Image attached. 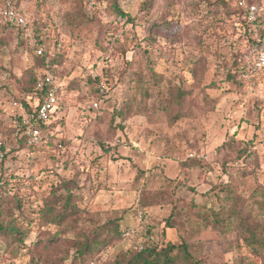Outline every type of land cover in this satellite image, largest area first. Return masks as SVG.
Masks as SVG:
<instances>
[{"label":"rangeland","instance_id":"374dc122","mask_svg":"<svg viewBox=\"0 0 264 264\" xmlns=\"http://www.w3.org/2000/svg\"><path fill=\"white\" fill-rule=\"evenodd\" d=\"M18 1L33 32L25 41L0 23V184L33 220L27 245L58 231L41 212L68 188L77 209L67 237L109 219L136 231L92 261L185 240L203 264H253L239 234L195 223L238 207L264 224V69L255 66L264 0H104L93 11L80 0ZM37 35L64 91L47 142L29 148L17 123L47 68ZM97 77L106 94L89 111ZM177 91L189 94L176 114ZM35 262L0 241V264Z\"/></svg>","mask_w":264,"mask_h":264},{"label":"trees","instance_id":"16d2710c","mask_svg":"<svg viewBox=\"0 0 264 264\" xmlns=\"http://www.w3.org/2000/svg\"><path fill=\"white\" fill-rule=\"evenodd\" d=\"M84 7L88 10H98V5L89 8L82 0H80ZM104 0H101L103 2ZM115 2L117 0H114ZM8 2H11L18 13L26 18V13L22 9L18 0H7L3 2L0 0V9L3 8ZM100 2V3H101ZM122 16L124 14L120 12ZM0 23L5 31H15L17 35L21 36L23 40H27L30 33L33 31V25L28 20L25 26L11 27L6 23L0 15ZM38 32V31H36ZM264 34V33H263ZM38 46L36 50L43 48L44 41L40 35H37ZM50 53L43 51V55L38 61L39 66L47 68L53 67L51 61L47 62ZM45 68V69H47ZM44 69V70H45ZM57 78L63 82L62 77L55 72ZM41 77H36L33 80L32 90L35 96V105L31 108L25 106L27 111H33L39 105L45 90L37 88L38 82ZM107 81V80H106ZM102 77L94 79L97 85L96 98L91 101H101L105 96V92L101 93L103 83ZM68 86L65 87L67 90ZM187 92L177 91L172 95V103L174 106V113L181 112L183 99L188 96ZM183 114V112H182ZM169 117L171 113H169ZM180 115H176L172 120L177 119ZM49 127L44 126L42 133L44 140L46 139ZM19 136V135H18ZM19 142L26 147H33L28 145L27 137L20 134ZM18 137V138H19ZM45 142H47L45 140ZM1 143V142H0ZM59 145V144H58ZM57 145V147H58ZM2 146L4 147L3 143ZM249 149L244 148L238 152L237 158H243L248 154ZM248 156V155H247ZM68 193L62 200L54 198L47 199L44 203L41 212V219L43 225L56 224L58 231L52 233L50 231H37L34 241L30 245L27 242L31 239L33 220L23 217L24 208L20 199L15 200L9 191H4L0 196V241L6 245L7 248H12L19 245V249L30 256L31 261H36L35 264H56L51 261H67L71 259V264H101L100 261L94 260L97 254H100L108 246L117 241L126 240L124 233L126 229H121L118 219H109L107 222L98 224L95 223L94 227L89 231H75L74 237H67L72 231L69 223L71 222L74 212L77 209L74 200L75 197L66 188ZM235 205L238 206V200H235ZM19 211V212H18ZM145 218V217H143ZM198 228L219 230L221 233L236 232L243 238V242L249 251L246 261L254 262L260 261L264 264V224L254 219L250 214H244L238 207L219 211H209L201 214L199 219L196 220ZM150 232V231H149ZM246 234V235H244ZM203 260H198L191 252L190 245L184 240L179 244L168 243L164 247L152 246L145 244L142 249L128 250L120 252L114 261V264H203Z\"/></svg>","mask_w":264,"mask_h":264},{"label":"built area","instance_id":"2783aa9c","mask_svg":"<svg viewBox=\"0 0 264 264\" xmlns=\"http://www.w3.org/2000/svg\"><path fill=\"white\" fill-rule=\"evenodd\" d=\"M89 8L99 5L101 0H82ZM2 19L11 27H19L26 25L25 17L21 16L11 2H8L0 9ZM260 51L258 52L255 66L264 69V38L258 39ZM43 48L37 50L39 55H43ZM49 62V59H47ZM37 88L45 90L39 105L33 111H24L17 123V131L27 137V143L30 146L44 144L45 140L42 133L44 126H49L54 119L56 110L61 102V96L64 91V84L61 82L54 70L47 68L43 71L42 78L37 84ZM105 92V87L102 85L101 93ZM101 101H91L89 103V111H97L100 108ZM59 149H63V145H58ZM7 151L0 143V167L6 158ZM0 184V196L4 193ZM136 233L135 229H128L124 236L128 237ZM143 248L141 244L140 249ZM93 264V263H91Z\"/></svg>","mask_w":264,"mask_h":264},{"label":"crops","instance_id":"0c3cea01","mask_svg":"<svg viewBox=\"0 0 264 264\" xmlns=\"http://www.w3.org/2000/svg\"><path fill=\"white\" fill-rule=\"evenodd\" d=\"M62 100V99H61ZM56 118V116H54V119ZM54 123H51L50 125H49V128L53 125Z\"/></svg>","mask_w":264,"mask_h":264}]
</instances>
